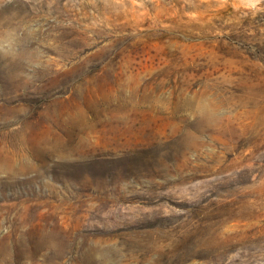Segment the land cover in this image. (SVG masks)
<instances>
[{
  "label": "rangeland",
  "instance_id": "obj_1",
  "mask_svg": "<svg viewBox=\"0 0 264 264\" xmlns=\"http://www.w3.org/2000/svg\"><path fill=\"white\" fill-rule=\"evenodd\" d=\"M0 101L6 238L93 227L63 167L176 137L206 177L179 193L228 197L222 235L264 223V0H0Z\"/></svg>",
  "mask_w": 264,
  "mask_h": 264
},
{
  "label": "trees",
  "instance_id": "obj_2",
  "mask_svg": "<svg viewBox=\"0 0 264 264\" xmlns=\"http://www.w3.org/2000/svg\"><path fill=\"white\" fill-rule=\"evenodd\" d=\"M186 159L176 137L83 158L70 173L63 167L67 177L55 181L59 193L66 194L63 200L94 205L83 213L93 227L48 223L42 241L40 221L9 238L0 232V264H264V223L222 235L237 220L228 197L179 193L186 182L206 179L191 176ZM6 194L0 197L4 207L25 198ZM31 198L39 199L35 193Z\"/></svg>",
  "mask_w": 264,
  "mask_h": 264
},
{
  "label": "crops",
  "instance_id": "obj_3",
  "mask_svg": "<svg viewBox=\"0 0 264 264\" xmlns=\"http://www.w3.org/2000/svg\"><path fill=\"white\" fill-rule=\"evenodd\" d=\"M0 106H1V104H0Z\"/></svg>",
  "mask_w": 264,
  "mask_h": 264
}]
</instances>
